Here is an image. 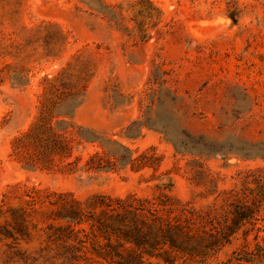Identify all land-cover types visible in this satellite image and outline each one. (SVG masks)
Listing matches in <instances>:
<instances>
[{
    "label": "rangeland",
    "instance_id": "obj_1",
    "mask_svg": "<svg viewBox=\"0 0 264 264\" xmlns=\"http://www.w3.org/2000/svg\"><path fill=\"white\" fill-rule=\"evenodd\" d=\"M45 112L71 125L75 164L38 167L25 134ZM114 142L153 167L80 169ZM262 169L264 0H0V264H264V208L225 241ZM168 183L179 248L148 212L143 248L92 205L157 203Z\"/></svg>",
    "mask_w": 264,
    "mask_h": 264
},
{
    "label": "trees",
    "instance_id": "obj_2",
    "mask_svg": "<svg viewBox=\"0 0 264 264\" xmlns=\"http://www.w3.org/2000/svg\"><path fill=\"white\" fill-rule=\"evenodd\" d=\"M80 105V103H74L70 106H66V110H64V112H58L57 115L73 117ZM51 118L52 116L48 112H45L25 136L33 139V147L41 160L38 167L49 169L55 158H59L66 163L67 166H71L75 163L66 161L71 157L74 149L73 143L75 140L66 136L68 128L71 125L64 120L59 121L57 124H53ZM86 141L94 143L98 140ZM78 143H81V140H78ZM100 143V145L104 147V144H102V142ZM114 143L118 144L117 142ZM118 145L124 153L106 150L105 155H101L99 152H96L89 157L84 166L80 169L85 171H117L130 168L138 172L147 169V167H153L147 160V152L134 156L133 150L124 145ZM74 170L78 171V167L76 166ZM251 184H254V187H252ZM171 187L172 185L170 183L156 185V188L161 190V198L158 199L157 203L139 198L135 194H129L125 198L103 197L100 202L92 205L106 207L110 211L116 212L121 216L119 219L122 221V216L131 217L130 222L133 226L125 231L126 238L136 246L143 248L147 246V227L144 229V226L140 227L139 223L144 225L148 212L155 216L156 219L164 221L166 225V229L163 231L165 243L167 241L171 247L179 248L186 245L183 239V236L186 235L183 232V227L180 225H172L170 219H163L158 216V213L161 211L169 217L175 210L173 204H171V195L166 193V190L171 191ZM163 198L167 199L164 200ZM231 206L233 223L232 226L228 228V235L225 240L226 243L230 241L229 237L236 234L241 227L247 224L252 226L256 225L258 221L257 215L261 209L264 208V177L258 175L253 180H244L242 188L234 196ZM258 230L261 231L260 228H258Z\"/></svg>",
    "mask_w": 264,
    "mask_h": 264
}]
</instances>
